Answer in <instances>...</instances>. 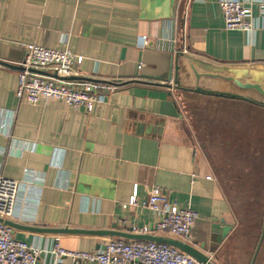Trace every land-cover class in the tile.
<instances>
[{
    "label": "crops",
    "instance_id": "0c3cea01",
    "mask_svg": "<svg viewBox=\"0 0 264 264\" xmlns=\"http://www.w3.org/2000/svg\"><path fill=\"white\" fill-rule=\"evenodd\" d=\"M262 9L254 5L261 27L248 35L225 30L216 0H0V126L9 128L0 130V178L39 177L22 186L30 219L12 220L15 237L51 246L59 236L77 252L130 242L82 232L153 227L144 203L157 186L199 213L187 243L212 256L231 226L217 263L252 264L261 237L240 231L217 162L234 152L264 185ZM24 44L82 56L70 81L100 84L94 110L19 101Z\"/></svg>",
    "mask_w": 264,
    "mask_h": 264
},
{
    "label": "built area",
    "instance_id": "2783aa9c",
    "mask_svg": "<svg viewBox=\"0 0 264 264\" xmlns=\"http://www.w3.org/2000/svg\"><path fill=\"white\" fill-rule=\"evenodd\" d=\"M222 10L225 30L253 35L260 27L253 7L264 0H216ZM148 37H142L140 45H149ZM25 56L18 71L19 86L16 97L19 101L36 106L50 99L64 102L68 107L91 113L100 102L102 89L94 82L75 85L71 78L77 76V67L84 60L69 50H56L37 44H24ZM41 72L49 73L50 75ZM2 134L9 136V128L2 124ZM26 180L0 178V218L4 220H28L27 203L30 198L22 196V186L39 181L35 172H27ZM210 179V177H209ZM137 194L129 202L137 206ZM144 206L157 216L153 227L133 228L136 234L164 235L186 241L190 239L199 213L189 207L172 204L157 186L151 189ZM125 208L127 205L124 206ZM59 236L52 245L41 246L34 242L19 240L13 228L0 223V264H201L180 250L154 242L112 240L104 248L92 252H77L64 249Z\"/></svg>",
    "mask_w": 264,
    "mask_h": 264
},
{
    "label": "rangeland",
    "instance_id": "374dc122",
    "mask_svg": "<svg viewBox=\"0 0 264 264\" xmlns=\"http://www.w3.org/2000/svg\"><path fill=\"white\" fill-rule=\"evenodd\" d=\"M193 108L194 105L190 108L192 114L194 111ZM223 150L225 152V148ZM219 154V157H223L224 159L217 162L218 172L223 182H227L225 188L233 190L228 191L227 195L234 206L236 216L241 221L240 231L243 235L247 233L251 234L252 231H248L250 228L247 222L251 214H254L255 212L259 213L258 210L260 211L259 206L261 199H259L258 194H261L264 191V185L263 183H256V181L261 178H258L253 170L248 169V167L253 165V162H243L239 157L235 159L237 156L234 152L230 154V157H226V153ZM252 233L258 234L259 230L257 229Z\"/></svg>",
    "mask_w": 264,
    "mask_h": 264
},
{
    "label": "water",
    "instance_id": "95a60500",
    "mask_svg": "<svg viewBox=\"0 0 264 264\" xmlns=\"http://www.w3.org/2000/svg\"><path fill=\"white\" fill-rule=\"evenodd\" d=\"M0 223H3L11 228H19L20 226H18L17 224H15L14 222L10 221V220H4L0 218ZM232 230L231 226H225V228L223 229L222 233L215 236L214 241H215V246L211 247L209 249V253L212 256H209V254L205 253L203 250L205 249V246H202V249H198L195 246L180 240V239H176V238H172V237H167V236H161V235H155V234H136L133 233V231H129V232H116V231H107V232H102V231H92V232H82L84 234H88V235H94V236H112L115 238H119V239H124L127 241H136V242H154V243H158V244H165L171 247H174L178 250H180L181 252L186 253L187 255L193 257L194 259H196L199 263L201 264H218L217 263V249L218 246L221 245L224 240L227 238L229 232ZM35 231H43V230H35ZM56 232H62V230H54ZM264 241V225H263V231H262V235H261V239L257 248V252L256 255L254 256V260L252 262V264L256 263V258H257V254L262 246V243Z\"/></svg>",
    "mask_w": 264,
    "mask_h": 264
},
{
    "label": "trees",
    "instance_id": "16d2710c",
    "mask_svg": "<svg viewBox=\"0 0 264 264\" xmlns=\"http://www.w3.org/2000/svg\"><path fill=\"white\" fill-rule=\"evenodd\" d=\"M251 103L256 104L254 102H251ZM261 106H263V105H261ZM258 195H259V199H261L260 200V206H259L260 211L258 210L259 213L255 212L254 214H251L247 223H248L249 228H250V229H248V231L254 232L255 230L258 229L259 235L261 237L262 231H263V225H264V191Z\"/></svg>",
    "mask_w": 264,
    "mask_h": 264
}]
</instances>
